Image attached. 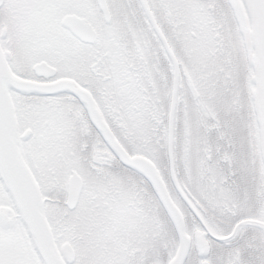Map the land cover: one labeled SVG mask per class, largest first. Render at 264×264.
<instances>
[{
	"label": "snow or ice",
	"instance_id": "obj_1",
	"mask_svg": "<svg viewBox=\"0 0 264 264\" xmlns=\"http://www.w3.org/2000/svg\"><path fill=\"white\" fill-rule=\"evenodd\" d=\"M0 264H264V0H0Z\"/></svg>",
	"mask_w": 264,
	"mask_h": 264
}]
</instances>
